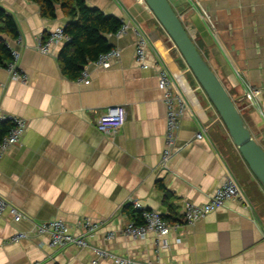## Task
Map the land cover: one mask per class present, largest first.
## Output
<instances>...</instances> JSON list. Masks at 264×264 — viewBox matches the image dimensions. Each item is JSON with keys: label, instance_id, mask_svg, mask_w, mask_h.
I'll return each mask as SVG.
<instances>
[{"label": "crops", "instance_id": "0c3cea01", "mask_svg": "<svg viewBox=\"0 0 264 264\" xmlns=\"http://www.w3.org/2000/svg\"><path fill=\"white\" fill-rule=\"evenodd\" d=\"M129 24L123 34H105L120 51L108 67L89 62V83L62 71L59 54L66 41L48 52L38 35L64 27L61 6L56 17L41 15L30 0H0L17 21L21 66L28 80L10 77L0 66V109L26 120L19 143L0 158V195L19 208V222L0 214V264H91L92 247L150 264H264V188L238 154L219 113L144 0H85ZM229 94L237 102L254 137L264 147V0H169ZM133 26L155 31L168 50L147 49L149 68L135 60ZM163 62L175 77L186 108L176 138L177 151L162 161L167 107L158 82ZM260 88L255 106L240 97ZM113 105L127 109L116 134L97 129L98 116ZM202 132V137L197 134ZM232 174L244 200H228L206 217L188 224L178 218L185 202L209 201ZM132 200L158 211L171 224L164 236L154 231L134 239L122 230L134 213ZM61 219L74 234L82 222L102 221L87 237L88 246H51L36 224ZM28 236L12 241L17 232ZM112 232L110 239L107 235ZM97 264H117L100 258Z\"/></svg>", "mask_w": 264, "mask_h": 264}, {"label": "built area", "instance_id": "2783aa9c", "mask_svg": "<svg viewBox=\"0 0 264 264\" xmlns=\"http://www.w3.org/2000/svg\"><path fill=\"white\" fill-rule=\"evenodd\" d=\"M128 28L129 24L123 21V25L118 31V34L125 33ZM132 28L136 35L135 60L141 67L149 68L150 64L148 63L147 57V49L151 44L149 36L138 26H133ZM61 40L66 42L70 40V36L64 32L63 27H57L54 30H46V32L38 35L37 47L42 52H48L53 43ZM16 41L22 42V36L20 34L16 37ZM5 44L11 50L12 55L11 60L5 66L6 70L11 78L26 82L28 80V75L24 72L21 66V49L15 48L8 40L5 41ZM119 56L120 51L116 48H112L111 50L100 54L99 57L96 60L91 61V63L108 67L111 64V61ZM155 63L160 64L158 69V82L163 89L164 101L167 107L165 146L162 152V161L167 162V160L178 149L176 138L186 104L172 72L163 62L156 61ZM86 68L85 65L81 71L79 79L85 83H89L90 80L88 79ZM260 91L261 90L258 87H251L240 97V101H245L247 102L248 107H253L258 100ZM126 118L127 109L122 105H113L108 107L106 111L98 116L96 126L97 129L103 133L116 134L124 125ZM219 119L223 123L220 116ZM2 124H8L9 129L0 139V158L10 146L20 142L27 126L26 120L23 117L13 113L3 112L0 109V126ZM202 136V132L197 134V137ZM231 199L242 202L244 200V195L241 192L236 178L232 174H228L208 202L203 204H196L191 201L185 202L184 211L178 219L185 223L192 224L201 218L206 217L213 210L224 206L225 203ZM132 207L139 213L141 222L137 223L135 220H132L122 231L134 239L145 238L151 231L156 232L158 236H164L168 234L173 227L176 228L179 224L178 220L175 221L174 224H171L158 211L148 208L139 200H132ZM5 211H8L16 222H19L24 217L23 212L19 208L10 204L0 195V214ZM101 224L102 221L93 222L90 219H84L82 222L83 232L81 234H74L69 230V227L64 220L52 219L38 222L36 224V233H48L51 239V246L54 247L73 244L82 248L88 246L87 237L94 234L95 231L100 228ZM27 236V232H17L12 237V241H19ZM113 236L114 233L110 232L107 235V238L110 239ZM92 251L96 257L92 259L91 264H97L100 258L106 257L112 258L117 264H150L149 262L139 261L129 257L117 256L108 250L99 247H92Z\"/></svg>", "mask_w": 264, "mask_h": 264}, {"label": "water", "instance_id": "95a60500", "mask_svg": "<svg viewBox=\"0 0 264 264\" xmlns=\"http://www.w3.org/2000/svg\"><path fill=\"white\" fill-rule=\"evenodd\" d=\"M144 1L180 51L186 64L218 111L230 139L249 166L252 174L264 188V147L254 137L235 100L229 94L218 74L201 54L170 1ZM148 36L157 50L161 54H165L168 47L159 34L150 31ZM173 74L178 78L177 69H173Z\"/></svg>", "mask_w": 264, "mask_h": 264}, {"label": "trees", "instance_id": "16d2710c", "mask_svg": "<svg viewBox=\"0 0 264 264\" xmlns=\"http://www.w3.org/2000/svg\"><path fill=\"white\" fill-rule=\"evenodd\" d=\"M30 1L36 2L41 15L48 18L56 17V6L59 4L69 18L63 30L70 36V40L59 54V63L62 71L71 78H78L85 65L113 48L104 35L118 33L123 25L120 18L107 15L97 7L89 6L85 0ZM0 33L11 37H16L18 34L16 18L2 5H0ZM11 58V50L5 44L4 36L0 35V66L5 67ZM8 129V124L0 126V139ZM131 217L137 223L141 222L136 210Z\"/></svg>", "mask_w": 264, "mask_h": 264}, {"label": "rangeland", "instance_id": "374dc122", "mask_svg": "<svg viewBox=\"0 0 264 264\" xmlns=\"http://www.w3.org/2000/svg\"><path fill=\"white\" fill-rule=\"evenodd\" d=\"M44 32H46V31H44ZM44 32H42V33H44Z\"/></svg>", "mask_w": 264, "mask_h": 264}]
</instances>
